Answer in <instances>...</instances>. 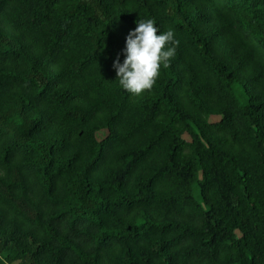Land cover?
<instances>
[{"label":"trees","instance_id":"16d2710c","mask_svg":"<svg viewBox=\"0 0 264 264\" xmlns=\"http://www.w3.org/2000/svg\"><path fill=\"white\" fill-rule=\"evenodd\" d=\"M0 264H264V0H0Z\"/></svg>","mask_w":264,"mask_h":264},{"label":"clouds","instance_id":"9594fccd","mask_svg":"<svg viewBox=\"0 0 264 264\" xmlns=\"http://www.w3.org/2000/svg\"><path fill=\"white\" fill-rule=\"evenodd\" d=\"M176 42L171 28L161 32L152 18L137 20L136 27L125 37L123 61L119 55L113 60L119 85L135 95L151 90L161 67L167 66L175 55L171 45Z\"/></svg>","mask_w":264,"mask_h":264},{"label":"rangeland","instance_id":"374dc122","mask_svg":"<svg viewBox=\"0 0 264 264\" xmlns=\"http://www.w3.org/2000/svg\"><path fill=\"white\" fill-rule=\"evenodd\" d=\"M212 119L214 120V119H217V116H212Z\"/></svg>","mask_w":264,"mask_h":264}]
</instances>
